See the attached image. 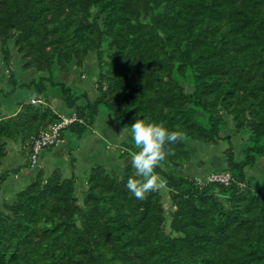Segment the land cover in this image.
Returning <instances> with one entry per match:
<instances>
[{"label": "trees", "instance_id": "obj_1", "mask_svg": "<svg viewBox=\"0 0 264 264\" xmlns=\"http://www.w3.org/2000/svg\"><path fill=\"white\" fill-rule=\"evenodd\" d=\"M92 53L93 99L55 77ZM0 58L6 82L32 91L0 111V196L11 174L34 170L0 199V264H264V187L248 177L264 158V0H0ZM15 61L39 75L22 81L8 69ZM50 86L63 105L51 103ZM103 107L130 132L146 119L184 134L156 169L169 206L162 189L143 201L127 191L135 169L119 165L136 151L132 139L114 148V165L107 146L85 179L32 164L42 131L75 116L46 147L65 130L81 139ZM190 140L227 143L211 173H230L228 184L185 173ZM10 143L26 160L3 169ZM77 147H67L74 165Z\"/></svg>", "mask_w": 264, "mask_h": 264}, {"label": "rangeland", "instance_id": "obj_2", "mask_svg": "<svg viewBox=\"0 0 264 264\" xmlns=\"http://www.w3.org/2000/svg\"><path fill=\"white\" fill-rule=\"evenodd\" d=\"M98 58L95 54H91L86 67L83 69H73L71 74L66 75V73L55 71V77L57 79L65 80L66 77L69 78V82L74 84L79 92L82 90H87L89 96L93 99L96 96V90L94 87V74L98 71ZM20 62H14L13 65L8 68L10 71L16 72V76L22 81H26L31 77L38 76L35 72H23L20 69ZM83 72V73H81ZM7 67L3 65L0 58V111L4 114H8L19 107V104L28 100L32 96V91L28 87L16 86L12 88L13 85L6 82L9 76ZM81 73V78L79 77ZM48 96L53 105H63L60 99L61 92L59 87H51L48 90ZM83 101V100H81ZM56 106V105H55ZM124 127L112 116V114L105 108H101L99 115L95 121L92 130L88 131L83 135L81 139L73 138L72 133L70 134L68 130L64 131L65 141H61L57 146L44 147L39 155L40 164L46 168L47 173H50L53 168L58 164H63L66 171L70 172L75 170L80 179H85L86 173L90 166L96 164L100 159L101 152L108 146L113 154L108 156V161L111 165L115 162V150L125 139H132V134L130 131L126 130L123 133L122 129ZM232 132V131H231ZM229 131V133H231ZM72 135V136H70ZM133 140V139H132ZM234 146L236 152L241 150L243 144L240 135L234 136ZM73 141V142H72ZM76 141V143H75ZM190 146L193 149L194 157L190 163L185 164V173L200 175L203 177H208V174L212 172V169L217 168L221 170V164H224V149L227 147V143H224L219 148H215L209 144L191 141ZM78 147L73 151L74 157L77 162L74 165L71 161L70 152H67V147ZM62 148V149H61ZM215 148V149H214ZM59 150L58 154L56 153ZM24 150L20 143H10L9 153L4 160L3 169H11L18 166L20 163L24 162L26 158L23 155ZM131 156L124 159L119 168H121L124 163L130 162ZM86 171V172H85ZM34 174L33 169L24 168L17 175H10L7 182L3 184L2 194L0 199L10 198L12 192L18 187H23L25 184L31 181ZM249 181L253 187H264V158L260 164L255 168H249ZM21 185V186H20ZM165 194V204L169 206L168 199L166 197V190L162 189Z\"/></svg>", "mask_w": 264, "mask_h": 264}, {"label": "clouds", "instance_id": "obj_3", "mask_svg": "<svg viewBox=\"0 0 264 264\" xmlns=\"http://www.w3.org/2000/svg\"><path fill=\"white\" fill-rule=\"evenodd\" d=\"M126 130L127 126L121 133ZM131 134L136 151L131 155L130 164L135 172L133 177L128 178L126 189L137 200L143 201L148 194L166 186L156 169L169 156L174 155L170 145L182 141L184 134L170 131L163 123L149 122L146 119H136L131 124Z\"/></svg>", "mask_w": 264, "mask_h": 264}, {"label": "built area", "instance_id": "obj_4", "mask_svg": "<svg viewBox=\"0 0 264 264\" xmlns=\"http://www.w3.org/2000/svg\"><path fill=\"white\" fill-rule=\"evenodd\" d=\"M75 116L67 117L64 116L62 123L54 126L51 131H42L37 139L34 140L32 146L31 162L36 164L39 161V155L41 150L49 144L56 143L60 139V128L66 124L76 120ZM210 181H220L222 183L228 184L231 179L230 173L226 172H213L208 176Z\"/></svg>", "mask_w": 264, "mask_h": 264}, {"label": "crops", "instance_id": "obj_5", "mask_svg": "<svg viewBox=\"0 0 264 264\" xmlns=\"http://www.w3.org/2000/svg\"><path fill=\"white\" fill-rule=\"evenodd\" d=\"M10 113V112H9Z\"/></svg>", "mask_w": 264, "mask_h": 264}]
</instances>
